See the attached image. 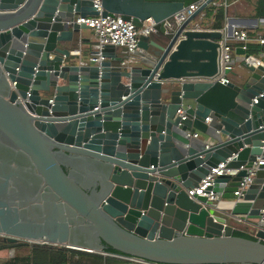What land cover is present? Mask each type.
Instances as JSON below:
<instances>
[{
  "label": "water",
  "instance_id": "obj_1",
  "mask_svg": "<svg viewBox=\"0 0 264 264\" xmlns=\"http://www.w3.org/2000/svg\"><path fill=\"white\" fill-rule=\"evenodd\" d=\"M101 1L104 16L155 22L136 64L123 66L114 45L96 64L74 51L90 28L78 18L99 15L94 0H0V251L32 242L162 264H264V222L254 239L236 236L229 208L188 193L225 162L239 172L210 189L237 199L263 153L264 67L242 61L240 82L202 80L220 72L224 34L197 21L215 0L180 23L199 0ZM241 199L262 215L264 163Z\"/></svg>",
  "mask_w": 264,
  "mask_h": 264
},
{
  "label": "crops",
  "instance_id": "obj_2",
  "mask_svg": "<svg viewBox=\"0 0 264 264\" xmlns=\"http://www.w3.org/2000/svg\"><path fill=\"white\" fill-rule=\"evenodd\" d=\"M219 8L224 10L222 28H218V23L221 21L217 14ZM262 17H264V0H215L214 4L209 5L201 13L197 21L203 18L202 26L204 28L223 30V40L230 38L234 30L238 28L247 30L250 38L248 45H255L260 48L258 53L251 56H259L264 52V44L259 42L260 37H264V25L260 23ZM75 38L72 44L74 51L82 57L83 61L89 62L96 53V38L93 29H84L80 34H76ZM234 46L237 49L240 44L234 43ZM116 53L125 57L127 52L122 47H116ZM234 58L237 62L235 69L229 76L231 81L240 82L239 76L245 74L242 56L236 52ZM217 202L219 208H229L232 211L225 215L228 217V223L234 227L235 231L255 235L259 228V217L249 214L252 206L251 201L219 197ZM13 249L12 247L0 251V264H91L93 260L87 253L88 251L73 249L65 245L19 242L15 247V252ZM90 253L119 258L124 260L125 264H146L107 251Z\"/></svg>",
  "mask_w": 264,
  "mask_h": 264
},
{
  "label": "built area",
  "instance_id": "obj_3",
  "mask_svg": "<svg viewBox=\"0 0 264 264\" xmlns=\"http://www.w3.org/2000/svg\"><path fill=\"white\" fill-rule=\"evenodd\" d=\"M205 0H199L188 7H185L184 10L179 13L176 18L178 22H182L186 17L193 14ZM94 7L99 12V15H90L86 17H79L78 22L84 23L93 29L96 38V53L91 57L90 61L93 64L103 61L105 58L102 55V50L106 45H114L116 47H122L126 50L125 60L122 62L123 66H131L139 62L140 58L135 54L138 44L140 41L141 35H152L155 32L154 26L155 22L152 19L146 20L143 23L142 27H137L132 21L126 20L119 14H108L106 16L102 15L103 6L101 0H94ZM260 23L264 25V17L260 19ZM223 32V30H221ZM249 34L247 30L238 28L234 30L233 35L222 41V46L220 50V72L212 77L203 78V81H221L226 84L231 81L230 73L235 69L236 60L234 54L236 53V47L234 43H239L240 47L244 48L247 51V45L249 42ZM259 42L264 44V37H260ZM242 61H249L256 66L264 67V52L259 56H248L241 55ZM229 71V73H226ZM182 113V110L178 111ZM210 118H207L209 121ZM199 132H195L194 136L198 137ZM264 142V140H263ZM264 163V146L263 153L257 156V160L254 161L253 165L248 169V174L244 176L235 191L237 199L240 200L244 195V192L248 189L250 183L257 174L260 164ZM243 168V166H242ZM239 172V169H226V163L222 162L218 167L213 168L212 171L201 181L198 187L194 190H189V195L198 194L201 196H206L208 202L216 203L219 195L210 187L213 186L216 176L222 174L236 175ZM262 215L259 217L258 224L261 225L264 222V207L261 208ZM118 256L130 259L132 261H138L146 264H162L151 262L145 259L136 258L132 256H126L123 254L113 253Z\"/></svg>",
  "mask_w": 264,
  "mask_h": 264
},
{
  "label": "trees",
  "instance_id": "obj_4",
  "mask_svg": "<svg viewBox=\"0 0 264 264\" xmlns=\"http://www.w3.org/2000/svg\"><path fill=\"white\" fill-rule=\"evenodd\" d=\"M218 16L221 18V21L218 23V28H222L223 27V18H224V10L223 8H219L218 12H217ZM260 50V48L258 46L255 45H247V53L252 55V54H256L258 53ZM234 235L236 236H243V237H247V238H251L254 239L253 235L241 232V231H235ZM107 252L109 253H117L120 254L119 252H117L116 250H114L113 248H109L107 250ZM91 257H92V263L91 264H125L126 262L122 259L119 258H113V257H104L103 255L97 254V253H90L87 252Z\"/></svg>",
  "mask_w": 264,
  "mask_h": 264
}]
</instances>
